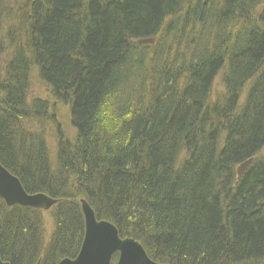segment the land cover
Listing matches in <instances>:
<instances>
[{"label":"trees","instance_id":"obj_1","mask_svg":"<svg viewBox=\"0 0 264 264\" xmlns=\"http://www.w3.org/2000/svg\"><path fill=\"white\" fill-rule=\"evenodd\" d=\"M12 1L0 0V163L58 204L48 235L44 212L0 199L2 261L75 259L85 200L156 263L264 264V0ZM33 75L47 99H29Z\"/></svg>","mask_w":264,"mask_h":264},{"label":"water","instance_id":"obj_2","mask_svg":"<svg viewBox=\"0 0 264 264\" xmlns=\"http://www.w3.org/2000/svg\"><path fill=\"white\" fill-rule=\"evenodd\" d=\"M142 45H154V39L138 41ZM252 159L244 162L238 169L240 180L252 163ZM0 199L7 207L19 206L42 212H49L58 204L44 194L30 195L26 193L21 182L0 163ZM81 209L85 220V235L82 248L74 261L63 260L60 264H112L118 256L116 264H159L152 261L144 247L132 238H123L118 229L109 222L98 220L95 212L85 200H81ZM0 264H8L0 258ZM40 264V263H38Z\"/></svg>","mask_w":264,"mask_h":264},{"label":"rangeland","instance_id":"obj_3","mask_svg":"<svg viewBox=\"0 0 264 264\" xmlns=\"http://www.w3.org/2000/svg\"><path fill=\"white\" fill-rule=\"evenodd\" d=\"M18 1V2H17ZM24 2L25 0H14V2H16L18 5L21 4V2ZM11 2L13 3V1L11 0ZM14 8H17V5L15 4L13 6ZM224 89L221 83V76H219L214 84V88H213V99H217L218 97H221V95H223ZM49 97V92L47 90V88H45V86H43L39 80L37 79V77L35 75H33L32 78V85L30 88V92H29V99L33 100V99H47ZM56 117L58 119L59 122V126L62 129L63 133L65 136L69 137L70 139H72L75 136V130L72 128L71 126V118H70V114L69 111L66 107L59 105L57 106V110H56ZM54 133L51 132L50 137L48 138V143H49V147L51 150V156L55 157V150H56V138L53 135ZM46 218H47V234L50 235L51 232L53 231V222L50 221V216H49V212H44ZM49 239V236L47 237V240Z\"/></svg>","mask_w":264,"mask_h":264},{"label":"bare ground","instance_id":"obj_4","mask_svg":"<svg viewBox=\"0 0 264 264\" xmlns=\"http://www.w3.org/2000/svg\"><path fill=\"white\" fill-rule=\"evenodd\" d=\"M81 248H82V245H81ZM81 248H80V251H81ZM80 251H79V253H80ZM78 255H79V254H78ZM116 255H119V254H116ZM76 258H77V257H76ZM76 258H75V259H76ZM75 259H68V260H70V261H74ZM64 260H65V259H64ZM62 261H63V260H62ZM62 261H61V262H62ZM61 262H60V263H61ZM39 263H41V262H39Z\"/></svg>","mask_w":264,"mask_h":264}]
</instances>
